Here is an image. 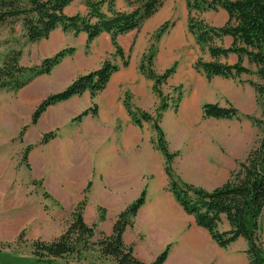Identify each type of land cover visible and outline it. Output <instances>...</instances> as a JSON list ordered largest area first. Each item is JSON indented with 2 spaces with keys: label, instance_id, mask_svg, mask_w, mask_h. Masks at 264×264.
I'll return each instance as SVG.
<instances>
[{
  "label": "rangeland",
  "instance_id": "1",
  "mask_svg": "<svg viewBox=\"0 0 264 264\" xmlns=\"http://www.w3.org/2000/svg\"><path fill=\"white\" fill-rule=\"evenodd\" d=\"M169 1H172L171 11L176 16V19L173 17L169 21L175 24L163 36L162 49L159 50L158 60L156 58L154 61L153 69L156 74H161L176 62V70L168 81L160 86L167 109L161 113L158 125L162 130L168 152L174 154L170 164L174 176L186 184L211 191L228 180L230 172L238 162L244 160L259 138L260 132L251 118L260 119L261 111L255 102L252 87L246 83L249 79L254 81L256 79L253 76L242 75L237 79H220L217 83L207 82L201 73L194 71L191 61L195 52L193 48L195 43L189 38L191 35L186 29L184 0H166ZM22 3L25 4V0ZM211 16L224 25L226 19H220L217 11ZM198 17L205 21V15L200 14ZM162 19L163 17H160V24L167 21ZM55 30L47 39L30 43L24 37L20 19L9 20L0 25V65L3 57L12 50L20 52L19 65L29 68L38 66L43 59L52 57L61 50L74 48V53L63 58L49 74L34 78L17 91L0 90V264H33L32 243H49L58 238L70 223V213L74 208L81 202H84L85 206L89 188L86 177L91 173L92 164L96 160L95 153L102 150L97 144L108 137L110 129L113 131L114 127L108 125L106 121L95 122L92 118L85 119L89 116L79 123L72 120L94 105L97 109L101 103L107 107V101L115 96L122 108L126 94L133 108L151 116L155 115L159 105V98L152 91V81L138 71L139 59L145 51L141 55L139 52L130 53L129 57L124 54L129 66L123 68L120 58L113 55L114 49L112 55L102 58L100 46L92 49L91 53L85 50L87 38L84 44L79 42L77 35L80 33L74 35L71 32H63L60 27ZM230 41L231 39L222 38L214 44L228 47ZM173 44H176L174 49L169 51V45ZM200 52L201 55L207 54L205 49ZM168 56H173L174 61L164 66L159 60ZM106 59L120 65L122 69L112 75L111 84L106 85L102 92L93 99H90L89 94L85 92L81 96L50 106L40 115L36 124H31V115L42 100L65 89L79 75L97 69ZM234 61L233 54H229L225 59L226 63ZM243 64L251 70L254 69L245 59ZM199 79L203 80V86L197 81ZM176 86L180 88L173 91L172 88ZM192 87L197 90L201 88L203 91L193 107L194 98L191 99L190 94ZM205 103L217 104L221 107L232 106L237 109L238 118H203L200 110ZM105 109L103 107V110ZM107 109L111 117L114 114L116 118L118 113L108 107ZM124 118H128L125 112L123 117H119L120 121L116 122L114 131L117 134L121 131V134L125 132L129 137L133 135V139L151 146L158 154L159 161L156 160L154 151L152 156L139 147L131 148L129 157L123 159L126 166L122 175L128 176L129 181L134 179L132 184L142 181L145 198L146 188L153 183H162L161 190L164 195L172 196L167 189L168 179L163 183L165 162L152 141L155 138L152 122H142V127L138 128L129 118L127 122ZM97 128H100V134H96ZM79 131L83 132L79 135ZM50 132L54 136L47 143L40 144L43 135ZM28 146L31 149L27 153L25 163L22 160V153ZM230 166H233L232 169ZM84 184L80 201L72 207L73 195H76ZM136 198L129 200V203L118 213L114 211L116 208L114 210L98 208V223L107 224L104 219L110 216L113 219L111 221L113 226L118 215ZM159 206L167 209L164 213L172 217L171 226L176 227V230L179 228L178 225L183 228L191 226L190 222L187 224L185 220L182 222L173 210L164 205ZM137 213L132 225L127 226L125 230L135 228ZM156 220H158L156 215L153 218L152 214H149L142 218V225L149 232H153L152 221L156 222ZM89 225L94 227V237L90 239L93 245L78 254L54 260V264H116L112 259L101 257L95 244L100 234L110 235V229L105 230L106 228L101 226L95 229L96 223ZM260 225L264 247V211ZM219 229L226 230L227 225L223 223ZM156 233L157 237L160 235L166 239L167 232L158 229L151 233L150 237L157 239ZM139 237L147 238L148 235L139 233ZM212 243L216 245L213 241ZM170 247L171 245L167 244L161 252L166 248L170 251ZM246 248V242L239 238L226 248L217 246L216 255L213 254L215 259L212 252L201 247L193 255H187L183 264H249ZM180 263L179 261L178 264Z\"/></svg>",
  "mask_w": 264,
  "mask_h": 264
},
{
  "label": "trees",
  "instance_id": "2",
  "mask_svg": "<svg viewBox=\"0 0 264 264\" xmlns=\"http://www.w3.org/2000/svg\"><path fill=\"white\" fill-rule=\"evenodd\" d=\"M0 0V25L13 19L21 20V27L27 42L33 43L47 39L52 31L60 27L63 32L74 35L84 33L87 37L85 50L88 51L92 40L102 33L110 36L114 56L119 57L123 68L128 66L124 52L117 44V37L130 31H138L143 22L153 16L162 6L163 0H125L133 9L130 12L115 11L112 0L107 2L108 15L100 11L104 1L82 0L86 14L68 16L63 10L73 0ZM187 12L186 29L193 37L200 51H207L210 61L198 57L193 69L210 81L213 77L237 79L242 75L253 76L246 83L252 87L255 102L261 114L259 118H251L260 134L256 144L248 151L244 160L238 162L230 172L228 180L221 186L206 191L186 184L176 178L170 164L174 154L167 150L164 136L158 125L161 113L167 104L160 91L175 73L176 63L156 74L153 69L157 44L161 37L174 26L173 22L165 21L151 36L149 45L138 62V71L152 81V91L159 98L155 115L151 116L133 108L126 94L123 107L131 121L138 127L142 122H152L155 138L152 140L164 158V172L168 179L167 189L186 215L193 218L194 224L205 230L212 241L220 248H226L239 238L246 244V255L249 264H264V247L261 240L260 219L264 211V0H184ZM223 10L227 15L224 25L214 27L198 16L207 11ZM229 37L228 47L217 46L215 41ZM74 53L70 47L45 58L38 66L25 68L19 65V51H10L0 65V90L17 91L34 78L47 75L63 58ZM229 54L236 56L233 64L221 62ZM128 57V56H127ZM253 66H244L243 61ZM120 66L109 59L104 60L97 69L79 75L62 91L47 96L36 107L31 115V124H36L46 109L58 103L81 96L85 92L90 99L102 92ZM180 86L173 87L176 91ZM96 106L85 109L72 121L80 122L86 116H95ZM203 118L232 119L238 118L237 109L232 106L221 107L217 104L205 103L201 106ZM53 133L43 135L40 144H45L53 137ZM26 147L22 160L30 150ZM85 201V200H84ZM145 202V190L122 211L114 222L111 234L99 235L95 242L98 253L103 258L112 259L116 264H163L169 249L166 248L151 263H143L132 254V248L122 241L127 226H131L138 209ZM84 202L79 203L70 213L71 220L65 231L49 243H32L33 264H54L53 261L65 256L78 254L88 250L90 239L94 237V227L84 223L82 210ZM102 219V216L100 217ZM225 223L227 229L220 230Z\"/></svg>",
  "mask_w": 264,
  "mask_h": 264
},
{
  "label": "crops",
  "instance_id": "3",
  "mask_svg": "<svg viewBox=\"0 0 264 264\" xmlns=\"http://www.w3.org/2000/svg\"><path fill=\"white\" fill-rule=\"evenodd\" d=\"M102 1H104V3L101 6L100 11L108 15L109 13H108L107 2L109 0H102ZM129 1H133V0H129ZM112 2H113L112 8L115 11L130 12L133 9V7L128 5V3L125 0H112ZM171 5H172V1L166 2L165 0V2H163L159 10L153 16H151L149 19L143 22L142 26L140 27L138 31H130L124 35H120L117 37V40H116L117 44L121 47L124 54H126L129 57L130 53L139 52L141 55L147 49L151 36L161 25L160 24L161 21H159L160 17H163V19H167V21H169V19L173 17H175L176 19V16H174L171 11ZM86 11L87 10L85 6L83 5L82 0L72 1L69 4V6H66L63 10L64 14L66 15H73L76 13L84 14L86 13ZM184 13H185L184 17L186 19L187 12L184 11ZM217 13H219L220 19L223 18L227 20V15L223 10L220 9L219 11H217ZM202 14L205 15L204 19L207 24L214 26V27L222 26L218 22L217 18H214L213 16H211L213 12L207 11ZM163 36L161 37V39L159 40L157 44V53L155 55L154 61L156 60V58L158 60L159 50L162 49V45L164 41ZM77 37L79 38V42L83 44L85 42V39L87 38L84 33H80L79 35H77ZM189 38L193 41V37L190 36ZM224 39L229 40L230 38L223 37V40ZM175 45L176 44L169 45V51H172ZM98 46H100V48L102 49L100 57L104 58L105 56L107 57V56L112 55L113 47L111 45L110 36L107 33L100 34L97 38H95L91 42L89 49H88L89 52L91 53V50L92 49L94 50V48H97ZM193 48H195V52H194V55L191 61L192 69H193V63L198 57L203 58V60L205 61L211 60L209 56L207 58V54L201 55L200 49L197 45H195V47ZM233 56L235 57V61H236V56L235 55ZM159 61L161 64L166 66L169 62L174 61V57L168 56L165 59L159 60ZM220 61L225 62V59H220ZM235 61L233 63H235ZM233 63H228V64H233ZM121 69L122 68H120L119 71ZM220 79L222 78L213 77L210 81L217 83L218 81H220ZM197 81H199V83H201L203 86L202 79H199ZM110 84L111 82L109 80V83L107 84V86ZM202 93L203 91L201 90V88L197 90L195 87H192V92L190 93L191 99L194 98L192 107L197 104L200 98V95H202ZM103 107H105L106 109L103 110ZM107 107L109 109L115 110V113L116 112L118 113V115H116V118L114 114H112V117H111V114L109 110L107 109ZM107 107L103 103L99 104L96 115L86 117L85 119L92 118V119H95L94 120L95 122L106 121L108 125H112V127H114V130H115L116 122L120 121L119 117H123L124 112L126 113V111L123 108V106L122 108L121 106H119V104L117 103L116 96L113 99H111L109 102L107 101ZM180 107H181V104H180ZM180 107H179V111H181ZM128 118H124L126 122ZM97 129L98 130L95 131L96 134H100L101 133L100 128H97ZM114 130L112 131L110 129V135L108 137L106 136L107 138L105 137L104 140H102L101 142L97 144L99 145L98 148H102V150H99L95 153L96 160L94 164H92L93 166L91 168V173H89V176L86 177V180H88L89 182V188L86 194V204L84 206L83 214H82L83 221L86 225L90 226L89 224L96 223L95 229H97L96 227L101 226L103 228H106L105 230L110 229V232H111V227H112L111 221L113 219L110 218V216L109 217L106 216L104 220L108 222L107 224L106 223L103 224L102 222L98 223L97 221L98 220V213H97L98 208H107V209L109 208L110 210H114V208H116L114 211L115 212L117 211L116 213H118L119 211H121L120 210L121 208L123 209V207L129 203L128 202L129 200L131 201L132 199L136 198L138 194L143 190V187H144V183H142V181H137L136 183L132 184L134 179H131L129 181L128 176L122 175V172H124L125 166H126L124 163L125 162L124 160L127 159L129 155L131 154V150H130L131 148L139 147L145 153H147L148 155L150 154L152 156H153L152 153L154 151L151 146L145 143L142 144L141 142H138L137 140L133 139L132 138L133 135L129 137L126 135L125 132L121 134L122 131L121 133H119L121 135H119ZM82 132L79 131L78 132L79 135ZM73 144H74V139H73ZM139 154L141 155V153ZM156 160L159 161L158 154H156ZM232 167L233 166H230V169H232ZM222 173L224 174V172ZM164 176L162 177L163 183L165 182V180H167L166 176L165 177ZM128 183H131V185H128ZM166 184H167V181H166ZM161 185L163 184L153 183L150 187L146 188L145 202L139 208V211L137 213V216H136L137 223H136L135 228L126 229L123 233L122 241L126 246H131L133 256L143 263L152 262L157 257V255L160 254L161 250L167 244L171 245V247L167 255V258L165 259L163 264H178L179 261L181 262L180 264H183V261L186 260L187 255L189 254L193 255V253L198 252L201 247H203L204 250H206L207 248V250L212 252V255L213 254L216 255L217 246L212 243L207 233L203 229L197 227L194 224L193 218L189 215H186L183 212V210L177 204V202L174 201L175 199L173 198V196L164 195L165 193H163V191L161 190V187H162ZM84 187H85V184L82 186V189L77 191L76 195L75 194L73 195L72 207H74L80 201L82 197L81 193ZM127 197L128 198L130 197V199H127ZM122 198H125V200H123ZM159 205H164L168 209L173 210L174 211L173 213L174 214L177 213L178 217L181 218L182 222H184V220L186 224L190 222L191 226L185 227L183 223L185 228H183V226L181 227V225H178L179 228H177L176 230V227L173 228L171 226L173 220L170 218L172 217L166 216L164 213L165 210L167 209ZM149 214H152L153 218H155V215H156L157 219L159 220V221L156 220V222L152 221V223L154 224H152L151 227H153L154 231L157 229L165 230V233L167 232L166 239H164V237H160V235L159 237H157V233L155 234V237L157 239L151 238L150 235L154 231L149 232L143 227L142 218L147 217ZM170 232H172V234H170ZM139 233H142V234L146 233L148 237L140 239Z\"/></svg>",
  "mask_w": 264,
  "mask_h": 264
}]
</instances>
